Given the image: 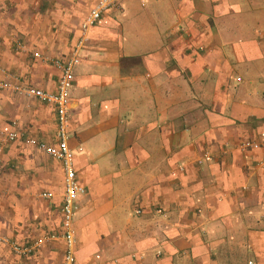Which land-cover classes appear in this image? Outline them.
<instances>
[{
    "label": "crops",
    "instance_id": "obj_1",
    "mask_svg": "<svg viewBox=\"0 0 264 264\" xmlns=\"http://www.w3.org/2000/svg\"><path fill=\"white\" fill-rule=\"evenodd\" d=\"M95 2L0 0L2 68L56 91L46 59L70 57ZM77 57V262L264 264V147L239 149L264 140V0H122ZM0 131L22 135L0 153V236L53 237L25 257L0 245V264H62L63 167L22 140L55 145L56 108L0 91Z\"/></svg>",
    "mask_w": 264,
    "mask_h": 264
},
{
    "label": "built area",
    "instance_id": "obj_2",
    "mask_svg": "<svg viewBox=\"0 0 264 264\" xmlns=\"http://www.w3.org/2000/svg\"><path fill=\"white\" fill-rule=\"evenodd\" d=\"M121 1L122 0H96L94 6L88 11V14L80 24L81 38L70 57L65 61L60 59H46L60 72V79L56 91L45 92L33 86L26 85L18 78L8 74L0 65V91H7L27 99H36L40 102L51 104L56 108L57 141L55 145H46L45 143L37 142L33 138H23L22 140L26 145L33 146L37 151L59 161L63 167L65 194L62 208L63 217L61 233L58 236V239H60L64 245L62 264H79L74 255L75 229L73 227V219L77 211V207L74 203L77 196L84 193V189L81 188L76 181L73 169L74 153L68 146V127L70 119L68 109L69 93L73 84L72 68L74 64L78 62L77 50L84 43L89 30L104 13L109 10L120 9ZM17 49L24 50V47L19 44L17 45ZM34 57L41 58L38 53H35ZM19 138H22V135L15 131H0V153L3 145L13 143ZM263 147L264 140L262 142L244 141L239 145V149L244 152L248 150H258ZM261 164L264 165V158ZM40 197L49 198L50 195L48 193H43ZM52 238H43L30 245L23 246L15 243L8 237L0 236V245L17 257H25L32 255L36 250L41 248L43 244L52 240Z\"/></svg>",
    "mask_w": 264,
    "mask_h": 264
},
{
    "label": "rangeland",
    "instance_id": "obj_3",
    "mask_svg": "<svg viewBox=\"0 0 264 264\" xmlns=\"http://www.w3.org/2000/svg\"><path fill=\"white\" fill-rule=\"evenodd\" d=\"M70 92H71V90H70Z\"/></svg>",
    "mask_w": 264,
    "mask_h": 264
},
{
    "label": "trees",
    "instance_id": "obj_4",
    "mask_svg": "<svg viewBox=\"0 0 264 264\" xmlns=\"http://www.w3.org/2000/svg\"><path fill=\"white\" fill-rule=\"evenodd\" d=\"M9 144V143H8Z\"/></svg>",
    "mask_w": 264,
    "mask_h": 264
}]
</instances>
